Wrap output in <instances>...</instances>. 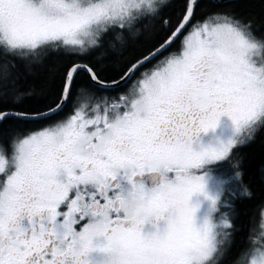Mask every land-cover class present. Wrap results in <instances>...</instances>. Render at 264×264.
<instances>
[{"label":"snow or ice","instance_id":"obj_1","mask_svg":"<svg viewBox=\"0 0 264 264\" xmlns=\"http://www.w3.org/2000/svg\"><path fill=\"white\" fill-rule=\"evenodd\" d=\"M171 6L0 0V264H264V204L239 242L234 223L237 184L252 195L237 150L264 130V28ZM52 53L36 97L13 69ZM221 118L229 134L205 139Z\"/></svg>","mask_w":264,"mask_h":264},{"label":"trees","instance_id":"obj_2","mask_svg":"<svg viewBox=\"0 0 264 264\" xmlns=\"http://www.w3.org/2000/svg\"><path fill=\"white\" fill-rule=\"evenodd\" d=\"M179 0H171V7L165 8L164 12L171 15L175 12L176 5ZM206 6H218L235 11L238 15L251 18L255 22L257 28H264V4L257 0H231L221 4H216L212 0H202ZM148 23V22H146ZM153 29L151 24L144 29V35L140 42L147 40ZM59 63L57 54H50L49 59L44 66H32L26 68L23 64L17 63V67L13 69L15 75L19 77V83L25 88L34 86V95L39 97L42 92V81L48 71L53 70L55 65ZM32 103V101H26ZM237 155L243 160V184L248 187L252 195L247 199H239L235 203V220L237 231L235 233L236 240L239 242L246 236L252 224H255L258 208L264 200V130L258 132L255 139L240 147Z\"/></svg>","mask_w":264,"mask_h":264},{"label":"flooded vegetation","instance_id":"obj_3","mask_svg":"<svg viewBox=\"0 0 264 264\" xmlns=\"http://www.w3.org/2000/svg\"><path fill=\"white\" fill-rule=\"evenodd\" d=\"M224 2H227V1L219 2V3H216V4H221V3H224ZM226 122H227L226 118H221V124H220V125H223V124L226 123ZM210 133H211V132H210ZM210 133L207 134V136L205 137V139L211 137ZM262 173H263V177H264V170L262 171ZM236 187H237V189L240 190V193H241V189H240L239 184H237ZM240 193L237 192V194H236V198H235V203L238 202L239 199H243V198H247V199H248V198H249L248 196L241 195ZM262 204H264V200L262 201ZM262 204H261V205H262ZM261 205H260V207L258 208V212H257V217H256L255 224H252V226L250 227V229H251L253 226H255L256 228H259V219H260V217H259V212H260V209H261ZM235 207H236V206H235ZM235 212H236V209H235ZM234 223H235V226H236V229H237V225H236V220H235V219H234ZM250 229H249V230H250ZM248 232H249V231H248Z\"/></svg>","mask_w":264,"mask_h":264},{"label":"rangeland","instance_id":"obj_4","mask_svg":"<svg viewBox=\"0 0 264 264\" xmlns=\"http://www.w3.org/2000/svg\"><path fill=\"white\" fill-rule=\"evenodd\" d=\"M230 132V128L228 127V122L224 123L223 125H219L217 127V129L215 130V133H210L211 136L216 135V136H220V135H228ZM237 192L240 193V190L237 189Z\"/></svg>","mask_w":264,"mask_h":264},{"label":"water","instance_id":"obj_5","mask_svg":"<svg viewBox=\"0 0 264 264\" xmlns=\"http://www.w3.org/2000/svg\"><path fill=\"white\" fill-rule=\"evenodd\" d=\"M214 3H219V2H223V1H231V0H212ZM257 1H259V2H261V3H263L264 4V0H257Z\"/></svg>","mask_w":264,"mask_h":264}]
</instances>
